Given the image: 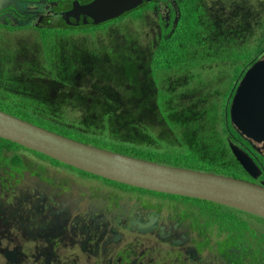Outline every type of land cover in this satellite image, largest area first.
Returning <instances> with one entry per match:
<instances>
[{"label": "flooded vegetation", "instance_id": "flooded-vegetation-1", "mask_svg": "<svg viewBox=\"0 0 264 264\" xmlns=\"http://www.w3.org/2000/svg\"><path fill=\"white\" fill-rule=\"evenodd\" d=\"M209 1L196 0V4L218 18L213 20V31L220 39H228L233 50L238 49L235 55H242L241 61H248L241 70L245 74L254 63L264 60V0ZM151 3L152 16L165 21L166 27L173 19L172 26L176 25L180 15L174 0ZM70 8L57 1L24 4L20 0H0V25L2 29L34 33L32 29L56 25L60 14ZM250 46L255 49L252 56L246 51ZM241 78L232 86L229 106ZM118 121L134 126L117 125L112 130L110 124L115 121L101 123L112 131L114 138L110 140L139 147L135 136L141 135L138 129L144 127L143 123L129 117ZM262 145L248 141V145L239 147L253 159L260 173L252 179L243 171L237 179L264 184ZM165 150L171 151L168 147ZM16 156L20 162H15ZM182 198L111 182L22 150H2L0 264H201L204 250L213 249L211 234L214 232L217 241L226 235L210 229L212 232L205 233L209 246H196L202 236L198 222L205 225V220L196 209L185 208ZM191 219L196 220L198 229ZM217 241L215 250L223 260Z\"/></svg>", "mask_w": 264, "mask_h": 264}, {"label": "trees", "instance_id": "trees-1", "mask_svg": "<svg viewBox=\"0 0 264 264\" xmlns=\"http://www.w3.org/2000/svg\"><path fill=\"white\" fill-rule=\"evenodd\" d=\"M20 1L24 4L33 2H42L44 4L48 1H57L60 6L68 8L73 0ZM78 1L83 4L92 0ZM174 1L180 15L175 26H172L174 19L166 27L165 21L150 15L149 12L153 8V3H148L140 5L119 18L99 26L69 27L58 17V23L54 26L32 29L36 38L33 39V42L26 45L27 50L32 54L30 56L25 54L24 57L26 64H31L27 58L35 61L37 56L43 57V62H36L41 64L40 66L44 71L45 77L41 83L46 85L48 96L42 100L41 95L38 93L35 96L37 100L35 106L32 103H28L27 107H24L23 103H19L17 98H14L15 101H13L11 96H14L16 92L15 94L9 93V96L0 91V97L8 98L9 101L8 104L0 99L2 101L0 102V111L36 126L41 123L48 124L45 120L56 121L57 118L56 125L51 128V131L62 136L64 134L59 132V127L64 126L63 120L66 119L71 120L67 123V126L76 129L74 130L76 134L88 136L89 131L84 130L82 126H89V129L93 130L92 125L98 123L92 121V124H90L89 121L91 119L88 117L103 116L102 113L106 109L114 110L113 114H115V109H117L119 116H112L117 120H126L128 117L133 118L142 123L144 121L145 124L143 125L147 128L150 126L164 128L167 120L161 116L165 114L166 110L169 113L172 111V116L181 122H177L179 127L182 126V121H184L186 128L188 124H191L193 132L196 134L194 136L196 138L195 151L205 156L201 157L196 154L199 157L198 163L189 166L190 168L186 166L184 167L185 169L208 172V169L220 167V165L226 163V167L228 164L231 167L226 176L241 178L244 174L243 170L235 161L229 146L231 144L237 147L246 146L248 141L230 123L229 102L232 86L243 76L244 72L242 73L241 70L248 61H241L243 56L235 55V51H238V49L233 50L232 44L228 39H220L219 33L213 31V20H218V18L209 9L199 7L196 4V0ZM122 21L140 23V25L148 22L147 24L156 27L158 32L155 33L152 39L150 38L146 46L134 47L135 54L129 56L128 61L120 65L122 68L120 85L123 98L118 105L104 97L102 77H109L113 73L108 72L101 76L104 69L102 59L93 56L95 68L90 67L88 75H77L80 72L84 73L87 71L86 66H81L79 57L81 56L80 53L87 55L88 48L81 44L64 47L59 42L69 40L72 35L79 31L84 32L88 29H92V32L105 30ZM199 22H203L204 25L199 24ZM0 28L4 27L0 25ZM65 28L70 29V32L64 33L63 30ZM7 30L15 31L12 28H7ZM221 36L224 37L225 33H221ZM202 41H204L202 44L204 45L203 48L201 47ZM200 52H208L209 55L217 54V59L210 62L218 59L221 62L222 69L219 71V81H227L228 78L224 77L225 68H231L228 72V75L230 72L232 73L229 83L226 82L222 86H216L211 84V82H207L204 85L201 84L198 69L206 67L207 64L201 63L196 58ZM99 61L101 66L98 65ZM227 61L232 62H229L228 65ZM128 63H131V70L123 71V68ZM92 77L96 78L93 83H91ZM184 83L188 86H185ZM207 86L210 88L206 89ZM55 88L58 89L56 92L54 91ZM219 98L222 102L216 104ZM72 103H76L77 106H72ZM60 105H64L66 108L62 110L59 108ZM74 111L78 114L77 116L68 115ZM97 112L99 113L97 114ZM152 120L156 121L158 125H151L150 122ZM117 122L120 121L110 124V127L113 126L112 130L117 125L134 126L132 122ZM180 132L182 133V130ZM64 136L67 137L66 135ZM85 144L95 145L89 142H85ZM100 148L107 149L105 146ZM115 148H117L116 151H111L150 162H154V159L158 161L157 164L182 168L181 162H177L175 155L170 154L172 151L158 150L156 157L162 159L160 162L156 157L149 156L148 151L144 152L143 146L140 145L136 147L133 144H126L121 141L119 145L116 144ZM218 149L223 150V155H220L217 161L213 159V156L215 155L214 151L217 152ZM2 150H22L61 164L44 155L0 139V153ZM187 154L189 156L195 155L192 151L187 152ZM15 162H20V158L16 156ZM196 202L199 208L198 212L202 216L203 211L208 206L219 208V212L217 210L216 213L209 212V216L205 217L204 220L206 221L205 226L208 228L206 232H212L210 229L214 228L219 234L226 235L225 239L217 241V250L223 255V259L225 257L229 261L232 259L231 264H264V234H258L259 240H257L254 232L248 227L242 229L245 223L236 216L235 212L244 213L207 201L197 200ZM201 232L203 233V231ZM247 235H249V238L255 239V243L258 245H250L249 241L246 242L244 237H247ZM235 250L241 252L249 250L250 252L248 255L243 256L240 253H234ZM255 250L256 254L252 255Z\"/></svg>", "mask_w": 264, "mask_h": 264}, {"label": "water", "instance_id": "water-1", "mask_svg": "<svg viewBox=\"0 0 264 264\" xmlns=\"http://www.w3.org/2000/svg\"><path fill=\"white\" fill-rule=\"evenodd\" d=\"M154 0L73 1L60 14L69 27L98 26ZM48 7V6H46ZM13 21V19H11ZM39 21V20H38ZM232 127L264 150V60L254 63L239 81L229 106ZM0 139L61 164L129 187L207 201L264 220V184L191 169L171 167L110 152L72 140L0 111ZM230 151L252 179L260 173L241 148Z\"/></svg>", "mask_w": 264, "mask_h": 264}, {"label": "rangeland", "instance_id": "rangeland-1", "mask_svg": "<svg viewBox=\"0 0 264 264\" xmlns=\"http://www.w3.org/2000/svg\"><path fill=\"white\" fill-rule=\"evenodd\" d=\"M149 14L152 15V12H149ZM147 23L148 22L140 25V23H131L129 21H126V22L122 21V22H119L117 24H114L106 28L105 30H97L96 32H92V29H88L85 33L81 32V33H76L72 35L70 39L67 41L61 40L63 42H59V44L64 47L72 46L74 44L75 45L81 44L88 48V54L83 55V53H80L81 56L79 57V59L81 60V66H86L87 71L84 73L80 72L77 75H83V74L88 75L89 68L90 67L95 68L94 67L95 59L93 58V56H96L102 59V66L104 69L102 71L101 76H104L108 72L113 73V75L109 77H102V81L104 82V84L102 85V90L105 93L104 97L119 105L122 102L121 99L123 98L122 93H121L122 88L120 85L122 81V79L120 78V73H122V68L120 67V65L122 63L127 62L129 56H132L133 54H135L134 47L146 46L150 38L152 39L155 33L158 32V29L156 27L148 25ZM63 32L69 33L70 29L65 28ZM78 37H80V40L78 39ZM34 38H36V36H35V33H33L32 31L12 32L7 29L0 28V91L9 96H10L9 93L12 92V94H15L16 92L14 96H11L13 101H15L14 98L15 99L17 98L18 102L23 103L24 107H27L28 103H32L33 106H35V104L37 103L35 96L38 93L41 95L42 100L44 98L46 99L48 96L46 85L41 83L42 79L45 77V74H44L42 67L40 66L41 64L37 63V62H43L44 61L43 57L37 56L35 61L31 58H27V60L31 62V64H26V60L24 57L25 54L28 56L32 54L27 50L25 43L28 44L30 42H33ZM85 42L86 44H84ZM203 43L204 41L201 42L202 48L204 47V45H202ZM246 51L248 53V56H252L255 52V49H253V47L250 46L246 48ZM216 55H209L208 52H200L196 56V58L199 59L201 63L207 64L206 67H201L198 69V72L200 75V81L202 85H204L207 82H211V84H214L216 86H222L226 82L229 83V79L232 75L231 72L228 75V72L231 70L230 67L225 68L226 70H225L224 77L228 78L227 81L224 80L222 82L218 80L219 71L222 69L221 62L219 59L213 62H210L214 59H217ZM229 62H232V61H227L228 65H229ZM98 65H100V61ZM130 70H131V63H128L123 68V71H130ZM95 81H96V78L92 77L91 83ZM184 85L188 86L186 83H184ZM207 88H210V87L207 86L206 89ZM57 90L58 89L55 88L54 91L56 92ZM183 91L184 90H183V83H182V92ZM0 99L9 104L8 98L0 97ZM1 100L0 102H2ZM221 102L222 100L219 98V101L217 100L216 104H219ZM71 105L77 106L76 103H72ZM59 108L63 110L66 108V106L60 105ZM98 113L99 112H97V114ZM113 113H114V110L111 111L110 109H106L102 113L103 116L96 114L97 116H95V118L88 117L89 119H91V121H89L90 124H92V121L98 123V124L92 125L93 130L89 129V126H82L84 130L89 131V133L87 134L88 136H86L85 134H82V135L76 134V132L74 131L76 129L67 126L68 125L67 123L71 121L68 119L63 120L64 126L59 127V132L63 133L64 135L67 136V138H70L72 140H76L82 143L89 142L91 144H95V145H92L94 147L100 148V147L105 146L108 151H111V150L116 151L117 148H115V146L117 143L115 142L117 141V139L110 140V138L113 137L112 131L110 129H106L107 127H105L104 125H101V123L107 120L118 121L115 117H112V116H119L118 110L115 109V114ZM68 115L77 116L78 114L74 111V112H70ZM161 117L167 120L165 122L164 128L157 127L154 129V126H150L149 128L142 126L140 129H138V132L141 135L135 136V140L138 139L137 142L140 146H143L144 152L148 151V153L150 154L149 156L156 157V153L158 150H162L165 147H168L172 151V153L170 154L175 155L174 156L175 160L177 162H181L180 165H182V168L186 166L189 167L193 164H197L199 157L196 156V154L200 155L201 157H205L202 154L195 151L196 150V146H195L196 138H194V136H196V134L193 132L191 124L187 125V128L189 130L186 128V125H184V121H182V126L179 127L177 123L179 121L172 116V111L169 113V111L166 110L165 114H163V116ZM103 118H107V119H103ZM45 121L48 124L41 123L38 126L48 131H51V128H53L54 125H56L55 122H57V118H56V121L54 120H45ZM58 122L62 123L61 121H58ZM143 124H145L144 121H143ZM150 124L158 125V123L153 120L150 122ZM181 130H182V133L180 132ZM105 132H108V133L105 134ZM199 134H202V133H199ZM191 151L195 155L189 156L187 154V152H191ZM214 153L215 155L213 156V159L218 161L220 155H223V150L218 149L217 152L214 151ZM156 158L161 162L162 159L158 157ZM206 158H210V157H206ZM256 158L259 160L258 155H256ZM153 161L155 163L158 162V161H155L154 159ZM261 162L262 164H264V160H261ZM168 163L172 164L171 162H168ZM169 166L172 167V165H169ZM230 169L231 167L229 166V164L226 167V163H225L223 165H220V167H214V168L208 169L209 171L207 173H215V174L226 176V173ZM86 176H89V175H86ZM89 177L91 178L92 176H89ZM262 179L264 180V171L262 174ZM171 199L174 201L179 200L176 197H171ZM196 201L197 200H193V199H185V200L182 199V203L184 204L183 206L185 208L186 206H189L190 208L196 209V211H198L199 208L197 206L198 204ZM216 210L219 212V208L215 206H208L206 210L203 211L202 213L203 218L209 216V212L216 213ZM185 211L186 209H184V213ZM235 214L238 218H241L243 222L245 223L242 229H245L246 227H248L250 230L254 232L255 239L259 240L258 234L260 233L264 234V220L258 217L246 214V213L240 214L238 212H235ZM195 216H196V213L194 217ZM190 221H193L192 223L194 224L195 230L198 229L196 220L191 219ZM204 223L206 224V221H204ZM198 224H199V229L201 228L200 230L203 231V233H202V236L199 238V240H196L197 243L195 245L196 246H201V245L209 246V244L211 243V248H213V249H210V251L208 252L207 250H204V254H203L204 256H203L201 264H231L232 259L229 261L225 257V255H224L225 258L223 260H219L218 257L221 255H219L216 252L215 244H214L219 239L215 238L214 232L211 234L210 243H209V241H207V238L205 237V233L208 230V228H206L205 225H200L199 222ZM244 239L246 242L249 241L250 245H254V244L258 245L255 243L256 241L255 239L249 238V235H247V237H244ZM249 252H250L249 250H246L244 252L236 251V250L234 251V253H237V254L240 253L243 256L248 255ZM255 254H256V250L252 253V255H255Z\"/></svg>", "mask_w": 264, "mask_h": 264}, {"label": "clouds", "instance_id": "clouds-1", "mask_svg": "<svg viewBox=\"0 0 264 264\" xmlns=\"http://www.w3.org/2000/svg\"><path fill=\"white\" fill-rule=\"evenodd\" d=\"M107 23V22H106ZM104 24V23H103Z\"/></svg>", "mask_w": 264, "mask_h": 264}]
</instances>
